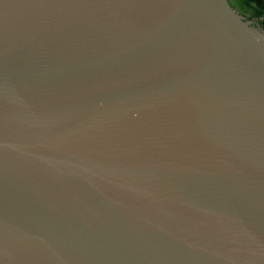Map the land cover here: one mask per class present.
<instances>
[{"label": "water", "instance_id": "water-1", "mask_svg": "<svg viewBox=\"0 0 264 264\" xmlns=\"http://www.w3.org/2000/svg\"><path fill=\"white\" fill-rule=\"evenodd\" d=\"M0 264H264L258 21L0 0Z\"/></svg>", "mask_w": 264, "mask_h": 264}, {"label": "trees", "instance_id": "trees-1", "mask_svg": "<svg viewBox=\"0 0 264 264\" xmlns=\"http://www.w3.org/2000/svg\"><path fill=\"white\" fill-rule=\"evenodd\" d=\"M245 19L257 20L264 30V0H226Z\"/></svg>", "mask_w": 264, "mask_h": 264}]
</instances>
